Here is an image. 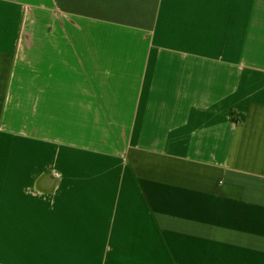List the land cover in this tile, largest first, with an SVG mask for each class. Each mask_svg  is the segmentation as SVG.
Listing matches in <instances>:
<instances>
[{
	"label": "crops",
	"instance_id": "obj_1",
	"mask_svg": "<svg viewBox=\"0 0 264 264\" xmlns=\"http://www.w3.org/2000/svg\"><path fill=\"white\" fill-rule=\"evenodd\" d=\"M0 264H264V0H0Z\"/></svg>",
	"mask_w": 264,
	"mask_h": 264
}]
</instances>
